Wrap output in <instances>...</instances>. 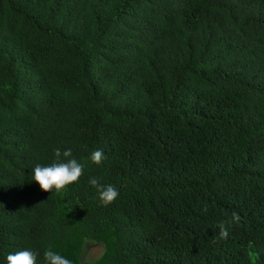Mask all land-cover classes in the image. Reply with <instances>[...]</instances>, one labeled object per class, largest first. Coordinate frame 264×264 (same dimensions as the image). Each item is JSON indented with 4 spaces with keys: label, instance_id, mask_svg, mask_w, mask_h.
<instances>
[{
    "label": "trees",
    "instance_id": "1",
    "mask_svg": "<svg viewBox=\"0 0 264 264\" xmlns=\"http://www.w3.org/2000/svg\"><path fill=\"white\" fill-rule=\"evenodd\" d=\"M56 148L83 174L43 192L31 172ZM48 248L264 264V0H0V264Z\"/></svg>",
    "mask_w": 264,
    "mask_h": 264
},
{
    "label": "clouds",
    "instance_id": "2",
    "mask_svg": "<svg viewBox=\"0 0 264 264\" xmlns=\"http://www.w3.org/2000/svg\"><path fill=\"white\" fill-rule=\"evenodd\" d=\"M54 162L50 165L43 166L37 164L31 172L30 180L34 181L43 192H60L66 186L72 185L79 181L83 174L85 164L73 157L71 149L54 150ZM104 153L101 150L91 152L88 159L91 163L100 165L104 160ZM89 184L95 188L99 202L102 206L112 204L119 196L118 189L111 184L101 183L99 178L91 177ZM203 212L208 211V206L205 204L202 208ZM241 217L233 211L227 219L217 223L219 239H227L229 236V228L233 225H239ZM39 253L31 249L9 253L6 256V264H36ZM44 264H73V262L58 252L48 248L43 253Z\"/></svg>",
    "mask_w": 264,
    "mask_h": 264
},
{
    "label": "rangeland",
    "instance_id": "3",
    "mask_svg": "<svg viewBox=\"0 0 264 264\" xmlns=\"http://www.w3.org/2000/svg\"><path fill=\"white\" fill-rule=\"evenodd\" d=\"M103 252V246L101 244L89 245L86 248L83 259L84 262H91L97 259Z\"/></svg>",
    "mask_w": 264,
    "mask_h": 264
}]
</instances>
